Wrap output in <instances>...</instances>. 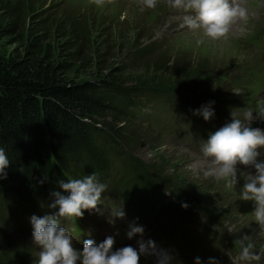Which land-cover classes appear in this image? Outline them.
Instances as JSON below:
<instances>
[{"label":"trees","instance_id":"1","mask_svg":"<svg viewBox=\"0 0 264 264\" xmlns=\"http://www.w3.org/2000/svg\"><path fill=\"white\" fill-rule=\"evenodd\" d=\"M19 36L16 21L0 15V147L10 161L5 169L7 178L0 180V221L9 222L7 213L28 216L48 207L53 199L51 193L60 192L55 176L67 182L95 173L119 201L126 205L133 199L138 206L132 205L133 215L152 224L175 257L187 264H195L197 257L201 264H208L210 258L219 259L221 242L232 245L234 250L239 247L236 241L248 235V226L237 220L235 213L228 212L222 195L215 196L224 209L213 211L208 204L202 205L213 188L175 171L170 173L161 160L146 163L133 153L146 136L136 131V125L133 128V111L142 106L139 97L155 101L163 96L147 90L142 83L134 87L120 78L128 67H114L107 74L94 71L96 79L79 80L89 44L81 29L70 32V46L65 43L62 47L66 50L59 53L42 33ZM16 42L20 47L7 49ZM153 46L135 49L128 63H152ZM163 61V66L156 69L164 73H172L173 68L183 70L174 67L169 58ZM194 63L192 60L181 65L184 72L198 69L196 75L204 71L218 75L205 70V64ZM173 100L169 101L179 103L180 108L205 106L201 101L191 103L193 98L188 104L183 98ZM107 112L117 117L115 122L104 121ZM196 117L205 123L202 116ZM220 117L221 112L210 120L216 123ZM146 127L139 130L151 133L152 129ZM106 176L113 177L110 183L105 181ZM233 199L234 203L240 202L242 213L252 216L253 206L240 200L239 194ZM196 212H201L205 221H194ZM219 217L232 223L239 221V235L227 232L228 223L225 227L217 224L218 232L208 224ZM3 232L0 229V236ZM258 243L261 246L256 248H264L263 239ZM23 247L0 246V264H24L30 253ZM260 261L264 264V259Z\"/></svg>","mask_w":264,"mask_h":264},{"label":"rangeland","instance_id":"2","mask_svg":"<svg viewBox=\"0 0 264 264\" xmlns=\"http://www.w3.org/2000/svg\"><path fill=\"white\" fill-rule=\"evenodd\" d=\"M242 3L248 10L247 22L234 25L223 40H205V43L200 45L196 43L200 38L199 33L181 27L186 13L171 8L168 0H158L155 9H143L141 0H113L103 8H97L90 0H0V15L12 17L16 21L21 32L19 38L42 33L58 53L66 50L62 47L65 43L70 46L71 41L68 37L70 32L81 29L85 42L89 44L86 46L85 60L81 62L83 74L79 80L96 79L92 74L94 71L107 74L114 67H121L120 70L128 67L120 78L123 77V80L134 87L142 83L147 90L163 96L155 101L139 97L138 101L143 106L133 111V128L136 125V131L146 136L140 140L133 153L146 163L161 160L167 165L170 173L175 171L189 180L213 188L205 196L202 205L208 204V208L211 207L213 211L220 209L222 212L224 207L219 202L224 201L228 212L235 213L237 220H242L248 226L247 236H250L251 242L257 247L258 241L260 239L264 241V237L258 235L259 229L253 222V216L242 213L240 202L234 203L233 199L242 189L248 170L237 171V184L240 185L238 188L228 189L224 180H217L214 177L204 179L202 170L196 167V163L202 156V143L208 137L209 129L203 126V121L194 114L196 109H201L202 106H184L178 110L177 116L172 111L163 109L170 99L181 101L183 98V102L188 104L190 98H193L191 103L201 101L205 106L211 104L215 115L222 113V117L218 118L215 124L211 120L205 121V124L221 128L231 122L232 114L241 118L244 110H255L258 105L264 104V0H242ZM148 44H153L155 49L152 63L150 60V63L129 64L130 54ZM14 47H20V43L7 46V49ZM168 58L173 61L174 67L179 66L183 70L173 68L172 73H164L163 70L156 69L163 66V60ZM192 60L197 64H205V70L211 69L218 75H208L209 73H204L206 71L198 72L196 75L198 69L185 73V67L182 68L181 65ZM115 119L110 112L104 114L106 123L115 122ZM158 121L159 123L162 121L164 125L160 126ZM260 124H263L261 120H254L251 128ZM146 126L153 130L152 134L139 130L148 128ZM157 132L160 134H156ZM105 179L107 183L111 182L109 176ZM215 195H222L221 200H216ZM214 202L217 205H214ZM100 203L99 210L106 211L109 210L108 206L112 201L109 197H104ZM248 204L253 206L251 201H248ZM132 205L138 208L133 199ZM114 208L117 207L113 205L112 209ZM43 211L39 217L47 215ZM12 216L15 218L14 222L10 218ZM6 217L9 222L5 224L0 221V229L4 231L0 236V246H24L23 248L30 253L24 264H34L38 249L33 244L32 234L19 230L25 226L27 229L32 227L30 225L19 227L18 222L24 219L20 216L17 218L15 214L7 213ZM193 220L205 221L201 217V212H196ZM227 220L219 217L215 223L208 224H223L225 227L228 223L225 227L227 232L239 235V229L236 227L240 222L232 223ZM96 221L95 214H92L84 220L81 227L87 231V228L93 226ZM129 225L130 223H126L124 219H116L111 225L113 230L108 226L104 232L118 233L121 229L126 231ZM143 229V234L149 233L150 236V232L146 230L147 226L143 225ZM152 241L155 242L154 239ZM256 247L254 250L260 251ZM238 252L239 247L234 250L232 245L221 242L219 259L216 261L218 264L222 262L240 264L236 260ZM155 261L154 256H141L139 264H155Z\"/></svg>","mask_w":264,"mask_h":264},{"label":"clouds","instance_id":"3","mask_svg":"<svg viewBox=\"0 0 264 264\" xmlns=\"http://www.w3.org/2000/svg\"><path fill=\"white\" fill-rule=\"evenodd\" d=\"M112 2L113 0H90L97 8L106 7ZM141 2L143 9H155L158 0ZM168 4L171 8L186 13L181 27L199 33L200 38L196 41L198 45L204 44L205 40H223L234 25L239 22L246 23L248 20V10L243 6L242 0H168ZM194 114L202 116L205 121L214 116L211 104L202 106ZM257 119L264 121V104L258 105L255 110H244L241 118L232 114L230 123L210 133L209 139L202 143V156L196 167L202 170L204 179L214 177L224 180L228 189L237 185L238 164L255 167L254 175H246L239 197L242 201L253 203V222L258 226V235L264 237V163L256 162L260 155L259 149H264V131L251 128V123ZM9 163L5 150L0 147V180L7 178L5 169L9 167ZM58 186L63 192L69 193H51L54 199L48 207L58 211L51 215H33L30 218L33 244L38 249L34 264H139L141 256H154L157 264H173L174 257L171 253L159 249L152 240L146 243L141 240L138 250L125 246L114 251V237L108 236L98 245L92 239L85 240L82 251L77 250L73 246V236L62 224L64 221L82 218L84 211L97 210L107 185L99 182L94 173L67 182L60 180ZM182 207L186 208L187 205ZM124 218L123 207L114 208L110 212L108 222L114 224L116 219ZM129 229V239L136 235L143 236V227L130 224ZM236 243L239 245L236 260L240 264H253L264 257V248L255 251L250 236L244 235ZM195 264H201L199 257L196 258ZM208 264L218 262L210 258Z\"/></svg>","mask_w":264,"mask_h":264},{"label":"bare ground","instance_id":"4","mask_svg":"<svg viewBox=\"0 0 264 264\" xmlns=\"http://www.w3.org/2000/svg\"><path fill=\"white\" fill-rule=\"evenodd\" d=\"M125 208L128 210L129 214H131V215L134 214L133 211H135V208L132 206V203H126ZM45 209H46V211H43L44 214L51 215V214L55 213V211L49 207H46ZM19 230L22 232L25 230L29 234H32V231H33V229H27L26 226L19 228Z\"/></svg>","mask_w":264,"mask_h":264},{"label":"water","instance_id":"5","mask_svg":"<svg viewBox=\"0 0 264 264\" xmlns=\"http://www.w3.org/2000/svg\"><path fill=\"white\" fill-rule=\"evenodd\" d=\"M263 29H264V26H263Z\"/></svg>","mask_w":264,"mask_h":264}]
</instances>
